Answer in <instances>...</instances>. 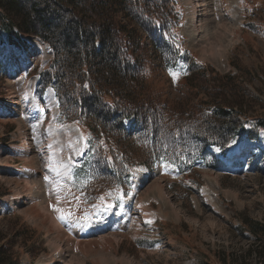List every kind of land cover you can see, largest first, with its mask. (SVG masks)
I'll return each mask as SVG.
<instances>
[{"label":"rangeland","instance_id":"rangeland-1","mask_svg":"<svg viewBox=\"0 0 264 264\" xmlns=\"http://www.w3.org/2000/svg\"><path fill=\"white\" fill-rule=\"evenodd\" d=\"M181 1L187 9L181 31L197 60L211 73L236 75L245 90L219 92L201 79L204 93L197 94L186 80L173 86L157 68L149 84L167 93L159 101L201 112L206 101L240 99L248 114H264V0ZM195 11L206 32L200 38ZM20 41L10 42L0 28V110L11 108L0 111V257L4 252L19 264H219L226 256L264 264V241L244 223H264V130L260 139L247 137L225 165L196 175L168 163L137 170L123 205L91 217L78 212L71 191L72 165L85 151L79 124L59 123L52 89L35 91L52 49L39 37ZM61 213L71 215L62 220Z\"/></svg>","mask_w":264,"mask_h":264},{"label":"trees","instance_id":"trees-1","mask_svg":"<svg viewBox=\"0 0 264 264\" xmlns=\"http://www.w3.org/2000/svg\"><path fill=\"white\" fill-rule=\"evenodd\" d=\"M184 14L179 0H0V28L10 42L30 35L52 49L36 93L52 88L59 123L77 122L82 132L86 152L71 169L78 212L100 217L111 210L103 211L106 203L120 208L137 169L169 162L184 176L196 175L225 165L247 137L261 138L264 114H248L245 100L206 101L201 112L159 101L167 93L149 84L157 68L173 86L186 80L197 94L201 79L219 92L245 90L236 75L211 73L197 60L180 32ZM244 223L264 241V223ZM218 262L240 264L226 256ZM0 264L19 260L3 252Z\"/></svg>","mask_w":264,"mask_h":264},{"label":"snow or ice","instance_id":"snow-or-ice-1","mask_svg":"<svg viewBox=\"0 0 264 264\" xmlns=\"http://www.w3.org/2000/svg\"><path fill=\"white\" fill-rule=\"evenodd\" d=\"M173 76H174V78H175V74H174V73H173ZM52 170H53V171H57V172H59V169H58V168H53ZM65 171H66V172L68 171V168H67V167H66ZM100 199H101L102 201H104V197H100ZM116 206H117V205H116L115 203H106L105 206L103 207V211H108V210H110V209H112V208H114V207H116ZM94 207H99V206H94ZM57 211H60V210L57 209ZM69 215H71V214L69 213V214L66 215V214H64V213H61L60 218H61L62 220H63V219H67ZM85 219H87V215H86Z\"/></svg>","mask_w":264,"mask_h":264},{"label":"bare ground","instance_id":"bare-ground-1","mask_svg":"<svg viewBox=\"0 0 264 264\" xmlns=\"http://www.w3.org/2000/svg\"><path fill=\"white\" fill-rule=\"evenodd\" d=\"M190 13H192V12H190ZM199 17H200V15L198 14V11H195L194 13H193V16H192V18H193V22H194V24L196 25L195 26V30H194V35H197V38L199 37L200 38V35H201V32L199 31V27H198V23L200 22L199 21ZM211 19V18H210ZM201 31H203V30H201ZM226 32V31H225ZM219 33V32H218ZM219 34H221V33H219ZM227 34V33H226ZM206 35V32H203V34L201 35L202 37L203 36H205ZM195 40V39H194ZM203 41V40H202ZM200 42V41H199ZM220 52V51H219ZM218 52V53H219ZM147 175V174H146ZM22 200L21 199H18V202H21Z\"/></svg>","mask_w":264,"mask_h":264}]
</instances>
